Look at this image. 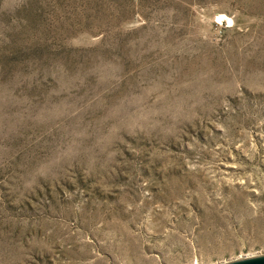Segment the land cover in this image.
Masks as SVG:
<instances>
[{
    "label": "rangeland",
    "instance_id": "1",
    "mask_svg": "<svg viewBox=\"0 0 264 264\" xmlns=\"http://www.w3.org/2000/svg\"><path fill=\"white\" fill-rule=\"evenodd\" d=\"M261 256L264 0H0V264Z\"/></svg>",
    "mask_w": 264,
    "mask_h": 264
},
{
    "label": "water",
    "instance_id": "2",
    "mask_svg": "<svg viewBox=\"0 0 264 264\" xmlns=\"http://www.w3.org/2000/svg\"><path fill=\"white\" fill-rule=\"evenodd\" d=\"M229 264H264V256L246 258Z\"/></svg>",
    "mask_w": 264,
    "mask_h": 264
},
{
    "label": "bare ground",
    "instance_id": "3",
    "mask_svg": "<svg viewBox=\"0 0 264 264\" xmlns=\"http://www.w3.org/2000/svg\"><path fill=\"white\" fill-rule=\"evenodd\" d=\"M226 16V15H225ZM196 264H198V263H196Z\"/></svg>",
    "mask_w": 264,
    "mask_h": 264
}]
</instances>
